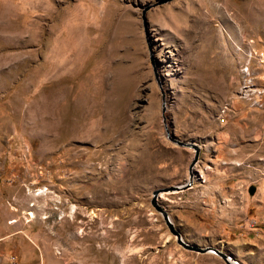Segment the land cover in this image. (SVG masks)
<instances>
[{
  "label": "rangeland",
  "instance_id": "obj_1",
  "mask_svg": "<svg viewBox=\"0 0 264 264\" xmlns=\"http://www.w3.org/2000/svg\"><path fill=\"white\" fill-rule=\"evenodd\" d=\"M155 1L0 0V264H264V0Z\"/></svg>",
  "mask_w": 264,
  "mask_h": 264
},
{
  "label": "water",
  "instance_id": "obj_2",
  "mask_svg": "<svg viewBox=\"0 0 264 264\" xmlns=\"http://www.w3.org/2000/svg\"><path fill=\"white\" fill-rule=\"evenodd\" d=\"M170 0H156L155 2L151 3V4H146L142 7L141 9V15H140V18H141V22H142V26L144 28V30L146 29V25H147V20H146V16H145V13L147 12V10H149L150 8L156 6V5H160V4H163L165 2H168ZM148 50L150 51L149 47H148ZM149 62H150V65H151V68H152V71H153V75H154V79L157 83V85L159 86V81L157 80V75H156V72H155V66H154V60H153V57L150 55L149 56ZM185 145H188L190 146L192 149H193V158L189 164V166H192L194 164V162L197 160V156H198V152H199V149L197 147L196 144L194 143H185ZM190 182H191V178L190 176L187 178L186 182H184L183 184H180V185H174V186H170L167 188V190L169 191H179V190H183L185 188H188L189 185H190ZM157 192H153V194L155 195ZM156 209L162 214V218L163 220L165 221V224L167 225L169 231L175 236V240L176 242L181 245L182 247H184L185 249H188V250H193V251H196V252H199V253H214V254H217L225 264H237L236 261L233 260V258L229 255H226L225 253H223L222 251L218 250L217 248H209V247H198V246H195V245H191V244H188L186 242H184L179 233L173 229V227L171 226V223L168 221L167 219V216L166 214L162 211V209L158 206H156Z\"/></svg>",
  "mask_w": 264,
  "mask_h": 264
},
{
  "label": "bare ground",
  "instance_id": "obj_3",
  "mask_svg": "<svg viewBox=\"0 0 264 264\" xmlns=\"http://www.w3.org/2000/svg\"><path fill=\"white\" fill-rule=\"evenodd\" d=\"M78 120V119H77ZM79 121V120H78Z\"/></svg>",
  "mask_w": 264,
  "mask_h": 264
}]
</instances>
